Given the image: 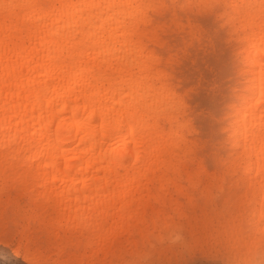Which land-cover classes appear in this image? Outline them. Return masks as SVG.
<instances>
[{"label": "clouds", "instance_id": "clouds-1", "mask_svg": "<svg viewBox=\"0 0 264 264\" xmlns=\"http://www.w3.org/2000/svg\"><path fill=\"white\" fill-rule=\"evenodd\" d=\"M0 264H264V0H0Z\"/></svg>", "mask_w": 264, "mask_h": 264}]
</instances>
